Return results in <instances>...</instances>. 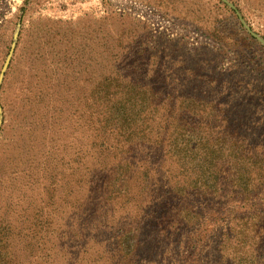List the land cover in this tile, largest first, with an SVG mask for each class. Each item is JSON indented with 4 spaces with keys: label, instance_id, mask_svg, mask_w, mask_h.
Returning a JSON list of instances; mask_svg holds the SVG:
<instances>
[{
    "label": "rangeland",
    "instance_id": "rangeland-1",
    "mask_svg": "<svg viewBox=\"0 0 264 264\" xmlns=\"http://www.w3.org/2000/svg\"><path fill=\"white\" fill-rule=\"evenodd\" d=\"M224 1L0 0V264H112L131 219L155 229L140 227L141 246L185 234L180 264H264V0ZM106 78L125 87L110 83L103 112ZM191 98L206 104L193 124L224 107L255 155L224 166L215 194L189 195L187 214L165 203L171 160L137 156L160 168L150 190L113 181L112 139L94 128L109 112V129L137 113L158 130ZM144 249L138 264L161 263Z\"/></svg>",
    "mask_w": 264,
    "mask_h": 264
},
{
    "label": "trees",
    "instance_id": "trees-1",
    "mask_svg": "<svg viewBox=\"0 0 264 264\" xmlns=\"http://www.w3.org/2000/svg\"><path fill=\"white\" fill-rule=\"evenodd\" d=\"M110 80L111 79L106 78L100 81L104 97H98V100L108 98L106 89L112 86L110 83H114L113 88L115 91L118 87L121 89L125 87L118 84L116 79H112L111 82H108L109 84H106L107 81ZM172 99L173 98H171V100ZM113 100V98H108V102L104 101L97 103L98 106L103 109L102 111L106 112V108H108V105L112 103ZM180 105H182L183 108L178 112H175L172 108V111L160 116L166 121H169V124L162 128H158V130L154 129L155 133L153 141H151V137L154 130L151 129V126L148 124L147 126L139 125L141 120L137 113L135 115L133 113L128 115L130 116L129 119L124 118L127 115H123L120 119L116 116L117 121L114 122H119V125L115 126L113 129L106 127L109 124L106 117L107 115L109 116V112L107 115H98L94 132L95 134L97 132L99 137V133L104 131V133H109L112 139L113 152L110 153V155L113 156L112 161L114 165L112 167L116 168L113 175L116 178L115 180L113 179V181H118L120 178H124V180L128 179V181L131 182V178L133 177L136 185L139 184V182L141 183V181H145L144 188L150 190L153 185V179H151V177L152 175L158 176L157 174L160 173V168L149 169L146 162L138 161L136 159L137 156H145L149 152H152V154L154 153L159 156V158L166 157L171 160L173 170L168 168L167 171L170 172V178L166 181L165 185L170 200H165V203L167 205H175V209L188 214L191 212L192 204L189 195L204 197L199 198L203 201L206 199L207 195L215 194L217 192L216 184L220 181L219 178L222 176L224 166L226 167V170L228 168L234 170L233 165L236 162L249 159L255 154L254 152L250 153V147L248 143H246L245 138L241 135V128L237 124L238 121L235 118L231 119L230 116L228 118L227 113L229 112H227L224 107H221L220 111L214 115H210V113L207 115L206 119H210L209 121L213 124L212 127H209L208 125L200 126L191 122V120H193V114L191 112H196L197 115H199V108L205 107L206 104L191 98L186 99L185 101L183 100ZM96 113L91 112L88 115L90 121L92 120L91 116L95 117ZM131 119L133 120L128 121ZM179 120L181 121V124L180 126H177L176 124H178L177 122ZM126 121L127 123H131V125L125 127L124 123ZM192 136L198 139V143L195 145H190V138ZM193 152L201 158V163L197 162L195 168L192 166L193 162H191V160H186L188 158L187 155H191ZM234 160L235 163L233 162ZM203 168L204 170H202ZM204 172H210L211 177H208L209 184H206V182H203L200 177L198 178V176L195 175V173H197L202 176ZM155 179L156 183L160 184L159 178L157 177ZM230 180L233 183L235 182L233 175ZM198 183H202V187L197 186ZM117 184H120V186L126 189L125 192L127 195L130 194L126 188L127 186L124 187V184L120 182ZM200 191H203L204 193L201 194ZM124 198L125 200H128L125 196ZM129 221L130 223L126 224L123 230H119L121 231V234L117 238V255L112 257V264H138V255L143 247L145 248V251L149 250L150 253L159 256V259L161 260L160 264L181 263V254L184 253L183 251L185 247V245L182 246V241L187 238L185 234L174 237L169 236L174 234L173 232H162L165 237V242H174L175 244L173 245L172 243V247L167 250L159 251L157 249L158 244L153 237L151 239L148 238V243L141 246L142 229L140 230V227H146V230L151 229L153 232H155V229H153L148 223H142V221L139 224L136 220L132 221L131 219ZM192 248H194V246H192ZM215 249H217V246H214V248L210 247V251ZM188 259L194 264L195 260L192 259V254L188 256ZM196 263L200 264L199 262ZM217 263L218 262H215V264ZM139 264L143 263L140 262Z\"/></svg>",
    "mask_w": 264,
    "mask_h": 264
},
{
    "label": "water",
    "instance_id": "water-1",
    "mask_svg": "<svg viewBox=\"0 0 264 264\" xmlns=\"http://www.w3.org/2000/svg\"><path fill=\"white\" fill-rule=\"evenodd\" d=\"M223 2H225L224 0H222ZM226 3V2H225ZM227 4V3H226ZM228 5V4H227ZM16 35V34H15ZM252 35V34H251ZM252 36H254V35H252ZM258 41H260V39L258 38V37H256V36H254ZM8 61H9V58H7V60H6V63H5V65H4V67H3V70H2V73H3V71L5 70V68H6V66H7V63H8ZM1 78H2V74L0 75V81H1ZM0 115H1V111H0ZM0 124H1V122H0Z\"/></svg>",
    "mask_w": 264,
    "mask_h": 264
}]
</instances>
